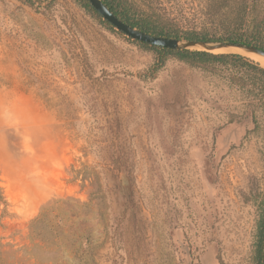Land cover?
I'll list each match as a JSON object with an SVG mask.
<instances>
[{
  "label": "rangeland",
  "instance_id": "374dc122",
  "mask_svg": "<svg viewBox=\"0 0 264 264\" xmlns=\"http://www.w3.org/2000/svg\"><path fill=\"white\" fill-rule=\"evenodd\" d=\"M114 29L76 0H0V264H263L260 90L172 57L153 75Z\"/></svg>",
  "mask_w": 264,
  "mask_h": 264
},
{
  "label": "trees",
  "instance_id": "16d2710c",
  "mask_svg": "<svg viewBox=\"0 0 264 264\" xmlns=\"http://www.w3.org/2000/svg\"><path fill=\"white\" fill-rule=\"evenodd\" d=\"M20 1L42 10H48L53 2V0ZM102 1L120 19L150 34L198 41L239 42L252 44L264 50V10L259 8L264 0H195V2L197 1L202 5V8L196 12L183 13L180 16L157 10L154 6V0ZM76 2L102 25L111 31H115L114 26L104 19L89 0H76ZM189 21L193 25L186 27ZM198 26L201 27L198 28ZM119 33L126 35L122 31H119ZM128 38L141 47L155 51L156 62L152 67L153 75L164 66L168 58L172 57L190 66L213 73L227 72V76L232 78V82L250 85L252 91L256 88L259 89L264 99V67L245 55L192 49H172L151 45L131 37ZM73 201V198L57 199L46 204L42 207L41 215L36 218V221H40L42 218L45 220L49 215L57 219L59 213H53L60 210L63 205H70ZM262 232L264 233V226ZM263 233L261 242H264V239H262L264 238ZM260 247V251H262V246ZM78 259L85 262L84 264H95L94 255H88L87 251L82 256L79 255Z\"/></svg>",
  "mask_w": 264,
  "mask_h": 264
},
{
  "label": "water",
  "instance_id": "95a60500",
  "mask_svg": "<svg viewBox=\"0 0 264 264\" xmlns=\"http://www.w3.org/2000/svg\"><path fill=\"white\" fill-rule=\"evenodd\" d=\"M89 1L91 5L104 17V19L108 20L116 29L124 32L127 36L133 39L147 42L151 45H157L172 49L204 50L214 53H236V52H215V50L226 47H239L249 52H255L264 55V50L252 44L229 42V41H198L194 39L150 34L120 19L102 0H89ZM123 187L126 196L130 198L131 183L129 179H127L123 183ZM263 264H264V260H263Z\"/></svg>",
  "mask_w": 264,
  "mask_h": 264
},
{
  "label": "bare ground",
  "instance_id": "6f19581e",
  "mask_svg": "<svg viewBox=\"0 0 264 264\" xmlns=\"http://www.w3.org/2000/svg\"><path fill=\"white\" fill-rule=\"evenodd\" d=\"M218 50H221L223 52L240 53L242 55H245V56L255 60L256 62L260 63L261 66L264 67V55H261V54L255 53V52H249V51H246V50L239 48V47H226V48H221Z\"/></svg>",
  "mask_w": 264,
  "mask_h": 264
}]
</instances>
